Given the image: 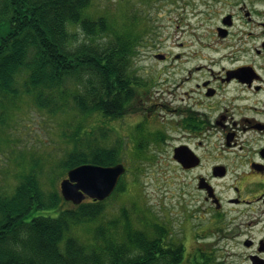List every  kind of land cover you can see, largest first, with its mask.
<instances>
[{
  "label": "rangeland",
  "instance_id": "1",
  "mask_svg": "<svg viewBox=\"0 0 264 264\" xmlns=\"http://www.w3.org/2000/svg\"><path fill=\"white\" fill-rule=\"evenodd\" d=\"M213 5V0H92L86 14L93 19L105 17L107 32L95 38L88 36L80 25L69 24V29L76 36L74 47L99 42L116 49L120 36L141 37L125 71L131 85L135 79L154 80L155 101L164 92L170 62L155 54L174 56L188 50L187 46L183 50L181 43L191 48L205 43L207 28L214 24L210 12ZM92 76L72 75L62 89L43 90L45 96H50L43 102L38 100L40 87L27 85V72L17 74L16 92H0V195L13 196L20 183L30 177L46 193L61 192L60 182L71 169L65 163L77 146L114 148L127 167L120 180L122 189L104 200L105 209L96 220L72 225L66 237L74 236L91 246L100 225H106L111 237H124L122 215L127 211L134 228L154 237L158 227L165 242L173 247L186 235L187 252H194L192 222L186 221L183 210L182 173L168 161L166 152L165 112L159 108L153 117L142 118L129 105L125 114L107 118L100 112L83 111L75 98L82 96V82L94 80ZM140 143L143 149L138 147ZM67 207L71 204L64 201L62 209ZM58 213L59 208H52L35 211L32 216ZM204 249L212 256L221 254L213 252V246ZM223 259L199 258V261L215 264ZM227 259L236 264L235 258Z\"/></svg>",
  "mask_w": 264,
  "mask_h": 264
},
{
  "label": "flooded vegetation",
  "instance_id": "2",
  "mask_svg": "<svg viewBox=\"0 0 264 264\" xmlns=\"http://www.w3.org/2000/svg\"><path fill=\"white\" fill-rule=\"evenodd\" d=\"M213 4L208 40L164 55L158 100L154 80L135 79L132 108L142 118L165 112L168 161L182 173L196 243L188 253L184 235L178 264H264V0Z\"/></svg>",
  "mask_w": 264,
  "mask_h": 264
},
{
  "label": "trees",
  "instance_id": "3",
  "mask_svg": "<svg viewBox=\"0 0 264 264\" xmlns=\"http://www.w3.org/2000/svg\"><path fill=\"white\" fill-rule=\"evenodd\" d=\"M91 2L0 0V92H16L17 74L27 72V85L40 87L38 100L43 102L50 99L43 90L62 89L70 76L89 73L94 80L83 81L84 93L75 98L81 109L107 118L125 114L133 100L125 67L142 40L138 35H124L116 49L99 42L74 47L76 36L69 24L80 25L95 38L108 30L105 17L93 19L86 14ZM138 145L143 149L142 143ZM120 161L114 148L86 145L77 146L65 166ZM120 189L121 183L115 191ZM64 201L61 192L39 188L34 177L22 181L13 196L0 195V264H178L183 259L180 245L165 242L158 227L154 237L134 228L127 211L122 215L124 237H111L106 225L96 229L91 246L66 237L72 225L96 220L105 208L104 200H85L80 204L66 201L71 207L62 209ZM52 208H59L58 215L32 216Z\"/></svg>",
  "mask_w": 264,
  "mask_h": 264
},
{
  "label": "water",
  "instance_id": "4",
  "mask_svg": "<svg viewBox=\"0 0 264 264\" xmlns=\"http://www.w3.org/2000/svg\"><path fill=\"white\" fill-rule=\"evenodd\" d=\"M163 58L164 55H158ZM126 172L124 163L111 165L83 163L71 168L60 182L63 197L80 204L87 197L104 200L116 189L122 175Z\"/></svg>",
  "mask_w": 264,
  "mask_h": 264
}]
</instances>
